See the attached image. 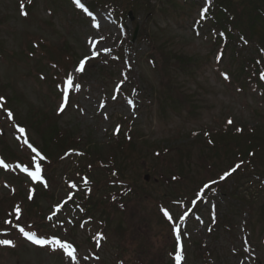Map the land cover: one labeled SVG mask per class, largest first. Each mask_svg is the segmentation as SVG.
<instances>
[{"label": "rangeland", "instance_id": "obj_1", "mask_svg": "<svg viewBox=\"0 0 264 264\" xmlns=\"http://www.w3.org/2000/svg\"><path fill=\"white\" fill-rule=\"evenodd\" d=\"M95 1L81 0L88 13L71 0H0V152L10 164L0 166V231L12 233L0 232V264H171L176 223L182 264H264V172L205 190L199 221L187 209L238 161L233 144L246 159L242 137L264 138V92L238 71L243 55L258 56V38L242 46L233 30L226 45L199 17L205 0ZM82 57L95 60L76 71ZM25 139L50 158L47 186L13 164L35 156ZM90 187L86 210L59 209Z\"/></svg>", "mask_w": 264, "mask_h": 264}, {"label": "trees", "instance_id": "obj_2", "mask_svg": "<svg viewBox=\"0 0 264 264\" xmlns=\"http://www.w3.org/2000/svg\"><path fill=\"white\" fill-rule=\"evenodd\" d=\"M209 1L212 5L211 15L214 18L212 22L217 29H215L216 34L218 36V28H220V38L226 40V45L234 42L232 34L233 30L238 32L237 41L239 44H241L242 39L246 41V38H250L251 40L258 38V48L262 49L260 52L257 50V54H259L261 61L257 60L252 54L243 55V61L240 64L238 71L244 75V77L248 76V78H253L258 87H264V0ZM95 2V0H92L91 3L94 5ZM240 52L241 51H237V54L239 55ZM252 132H254V130H252ZM243 138L245 139L244 141L249 142L250 145L246 148V159H244V154L240 152L239 146H236L235 144L233 145L236 147L235 149L239 151L236 153V158H238L236 160L243 163L237 168V171H239L243 165H246V168L242 170V174L234 172L232 176L235 175L240 178L246 173V175L249 176H251L250 173H254L256 176L260 177L262 176V172H264V167L262 168V164H264V138H260V136L256 137V133L254 135L251 133L243 136L242 140ZM213 147H215V145ZM251 165L255 170L248 169ZM30 207L32 208V211L37 212L38 202L30 203ZM30 207H28V210H30Z\"/></svg>", "mask_w": 264, "mask_h": 264}, {"label": "snow or ice", "instance_id": "obj_3", "mask_svg": "<svg viewBox=\"0 0 264 264\" xmlns=\"http://www.w3.org/2000/svg\"><path fill=\"white\" fill-rule=\"evenodd\" d=\"M29 3H31V0H29ZM76 3L80 6V7H83L82 4H80V0H76ZM21 7L23 8V4L21 5ZM205 12L207 11V9L204 10ZM22 14L24 15H27L26 12H23ZM202 15V18H203V13L201 14ZM96 27H99V24L97 23L96 24ZM102 39V37H101ZM106 51H110V50H106ZM97 53H93V55H96ZM87 59V58H86ZM84 65H85V61H81L78 68L76 69V71H84ZM227 78V77H226ZM67 83L69 84L70 87H73L74 90H79V85L76 84V85H72V77L69 76L68 78V81ZM113 99H115V97H113ZM67 101V97L65 96V102ZM63 108H64V105L61 106V111H63ZM11 112L8 113V116L11 117ZM228 123H232L231 120H229ZM20 132H24L25 130L23 128H20L19 129ZM25 144H27V146L32 150V152L35 153V156L33 157V162L35 164V170L34 171H29V169L27 167H24L23 168V171H25L30 177H32V179L34 181L36 180H39L41 181L42 183L46 185V181H43V178H42V166L40 164V161L41 160H45L46 157H44L36 148H34L30 143H28V141L25 139L24 141ZM0 165H2L3 167L7 168L8 165L7 164H4V162L2 160H0ZM236 167H239V165H237ZM236 169H232V171H235ZM231 172H228V173H225L224 176L221 177V179H224L226 178L228 175H230ZM212 183H215V181H213ZM72 187H75V185H72ZM204 188H210V185L209 184H206L204 185ZM203 195V189L201 190V192L197 193V197H202ZM31 199V196L29 197ZM69 199H71V195L69 196ZM193 205H195L196 201L194 200L193 202ZM15 212L17 213V219L19 218V213H20V209L19 207L17 206L16 209H15ZM165 216L171 221L172 220V216L171 214L165 210ZM187 216V213H185L184 216H181L179 219H180V222H183L185 217ZM8 222V221H6ZM10 223V222H9ZM173 228H174V231L176 232V236H177V240L179 241L180 239V224L179 223H176L173 225ZM20 231L21 233L24 234V236L30 240H32L34 243H37V244H40V245H44L46 243H48V241H45V240H40V239H37L32 233H29V232H25L23 228H20ZM3 244L5 245H9V246H13V242L11 240H4L2 242ZM53 243H55L59 248L63 249L64 252L72 258L73 261L76 260V256L74 255V252H75V249L72 248V246L70 244H66V243H62L60 241H53ZM176 264H181V261L183 260V254H182V251L179 252L176 257Z\"/></svg>", "mask_w": 264, "mask_h": 264}]
</instances>
